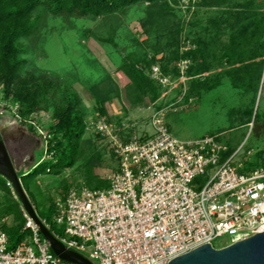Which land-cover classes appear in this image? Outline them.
I'll return each mask as SVG.
<instances>
[{
    "label": "rangeland",
    "instance_id": "rangeland-1",
    "mask_svg": "<svg viewBox=\"0 0 264 264\" xmlns=\"http://www.w3.org/2000/svg\"><path fill=\"white\" fill-rule=\"evenodd\" d=\"M188 1L179 0L175 3L172 0L174 5L181 6L180 10L177 9L178 14L173 11L174 6L170 11L161 2L156 6H133L124 13L99 19L74 20L71 23L52 16L43 7L35 12L37 31L31 38L22 41L30 60V64L22 70L23 75L35 72L74 85L89 116L77 166L58 176L41 175L32 187L40 203V211L51 217L54 230L61 236L66 235L64 226L55 222V214L49 210L52 197L55 199L65 194L70 188L78 186V183L86 185L88 181L94 185L95 179H89L91 177L87 170H92L94 176L109 182L108 176L116 166L111 155L110 140L97 131V124L104 118H101L103 114L120 120L122 125L115 130L122 139H126L132 134L152 132L151 118L156 108H160L158 110L166 113L173 135L182 140L216 135L222 144L235 153L233 163L241 170L250 169L264 158V100L259 101L260 95L264 96V79H261L258 96L255 87L247 85L248 79L245 85V79L241 80L235 74L223 75L222 84L211 88L210 83L214 77L224 70L221 64L214 65V56H204L198 59V65H205L207 70L197 77L205 81L209 89L204 88L197 93L196 89L190 88L192 78L188 75V67L195 59L188 57L178 61L171 57L169 68L177 66L180 72L169 75L164 71L169 52L162 48L164 44L175 45L178 38L180 51L195 48L193 40L200 34L205 36L213 52L220 53L219 49L232 35L227 26L228 11L233 6H247L246 3H249L247 7L251 11L264 12V0H222L223 4L192 7L190 12H185ZM159 10L168 11L166 15L169 23L166 17L158 14ZM115 26H120L119 32L114 35L117 47L101 41V38L111 35ZM179 26L181 33L177 35L176 28ZM163 31L165 34L161 36ZM145 50L150 54L149 59L154 60L150 67L145 66L148 59ZM127 54L139 60L138 66L148 70L152 78L157 80L159 85L155 91L142 93L132 84L121 69ZM154 68H158L160 74L154 75ZM158 76L163 77V82L158 80ZM91 87L100 95L101 104H97L90 91ZM4 95L0 83V131L16 168L23 172L41 158H49L46 139L53 119L50 112L42 110L32 116L34 124L22 122L15 115L20 108L19 103L5 99ZM259 102L261 117H257L256 124L253 127L240 126L238 118H245L244 114L253 106L257 107ZM101 109L104 110L102 114ZM209 177H199L193 187L201 189ZM66 187L69 189L65 190ZM17 199L20 202L18 196ZM0 201V220L6 218V225L16 226L19 221L14 214L3 213L6 201L1 192ZM22 211L25 217V209L22 208ZM27 238L32 240L31 232ZM230 242L231 238L224 236L214 240L213 244L220 248Z\"/></svg>",
    "mask_w": 264,
    "mask_h": 264
},
{
    "label": "built area",
    "instance_id": "built-area-1",
    "mask_svg": "<svg viewBox=\"0 0 264 264\" xmlns=\"http://www.w3.org/2000/svg\"><path fill=\"white\" fill-rule=\"evenodd\" d=\"M151 126L152 132L122 139L117 125L99 121L117 168L107 188L83 184L55 198V222L66 235L40 218L55 237L93 264H169L199 246H214L217 238L229 236L231 244L264 231V165L241 171L235 153L227 155L214 135L179 139L163 110L155 111ZM201 176L210 177L197 190L193 184ZM25 217L32 240L13 248L6 218L0 220V264H75L57 256L27 211Z\"/></svg>",
    "mask_w": 264,
    "mask_h": 264
},
{
    "label": "trees",
    "instance_id": "trees-1",
    "mask_svg": "<svg viewBox=\"0 0 264 264\" xmlns=\"http://www.w3.org/2000/svg\"><path fill=\"white\" fill-rule=\"evenodd\" d=\"M173 1L175 3L179 2V0ZM161 2L168 6L170 11L174 6L173 11L176 14H178L177 9H181V6L174 5L172 0H0V83L4 88L5 99L19 103L18 115L27 124H31L32 116L42 110L50 112L53 119L47 138L46 152L49 154V158L40 159L38 163H35L29 169L19 172L23 187L35 206L38 216L50 223L52 230L54 228L50 222L51 217L40 211V203L32 187L41 175L58 176L67 169L77 166L81 152V141H83L87 130L89 116L82 106L81 96L74 85L35 72L23 75L22 70L30 64V60L27 57L28 50L22 41L31 38L37 31L38 19H35V12L43 7L52 16L71 23L74 20L99 19L124 13L127 8L133 6L136 8L142 5L156 6ZM188 2L185 12H190L192 7L200 8L223 4L222 0H198L195 3L193 0H189ZM246 5L249 6L250 4L246 3ZM247 6H233L226 14L228 16L227 26L232 31V35L226 44L220 46V53L213 52L211 46L206 43L205 36L203 37L200 34L193 40L196 47L192 49L180 51L179 38L175 45H163L162 48L167 49L166 51L169 52L167 62H171V57L178 61L188 59V57L195 59V62L188 67V75L192 78L189 86L196 89L197 93L204 88L209 89L206 87L208 84L205 81H200L197 75L207 70L205 65L201 67L198 65V59L210 55L214 56V65L216 63L221 64L224 70L214 77L212 83H210L211 88H217L222 84L223 75L235 74L241 80L245 79V85L246 79H248L247 85L255 87L256 95L259 92L261 79H264V12L251 11L252 9ZM166 13L168 11L162 12V10H159L158 12L159 15L166 17L165 19L168 22ZM176 29L177 35H180V26ZM119 30L120 26H115L112 28L111 35L101 38V41L117 47L118 44L114 35ZM164 34L165 31L161 32L160 35L164 36ZM144 53L148 56L145 66L150 67L154 60L149 59L150 54L146 50ZM155 53L156 51L152 54L155 55ZM138 62L139 60L127 54L122 61L121 69L142 93L155 91L159 83L152 78L148 70L139 67ZM169 62L166 63L165 61L164 71L169 75H177L180 72L179 68L177 66L169 68ZM90 91L95 96L97 104H101L102 99L95 88L91 87ZM261 100H264L263 95L259 97V101ZM260 106L261 102L257 107L253 106L245 113V118H238V121L240 120L239 125L249 126L252 122L255 125L258 120L257 117L259 115L261 117ZM158 109L160 108H156V110ZM100 111L101 114L104 113L103 109ZM105 116L103 114L101 118L104 117L108 123L117 126L122 125L119 122L120 120ZM169 128H171L170 125ZM1 140H3V135L0 131ZM227 153L229 155L233 154L231 150ZM111 155L115 163V155L113 153ZM263 165L264 158L250 169L241 171L249 172ZM116 168L117 161L114 169ZM87 172L91 177L89 178L91 181L92 178L95 179L94 185L88 181L85 182L87 186L91 188H107L109 186L108 181L94 176L92 170H87ZM68 189L65 188V190ZM13 191L15 190L8 179L0 175V192L3 193L6 201L5 207L2 209L3 213L14 214L19 221L16 226H8L5 222L3 223V229L9 236L11 248L16 247L30 234V230L25 228L26 220L22 211L23 207L17 199L18 194L16 192L13 194ZM54 201L55 199L52 197L49 209L52 214L55 213Z\"/></svg>",
    "mask_w": 264,
    "mask_h": 264
},
{
    "label": "water",
    "instance_id": "water-1",
    "mask_svg": "<svg viewBox=\"0 0 264 264\" xmlns=\"http://www.w3.org/2000/svg\"><path fill=\"white\" fill-rule=\"evenodd\" d=\"M0 175L8 179L18 194L22 207L39 225L52 251L61 259L75 264H93L81 253L69 249L45 226L29 199L5 140L0 141ZM169 264H264V231L244 240L216 248L207 243L172 259Z\"/></svg>",
    "mask_w": 264,
    "mask_h": 264
},
{
    "label": "crops",
    "instance_id": "crops-1",
    "mask_svg": "<svg viewBox=\"0 0 264 264\" xmlns=\"http://www.w3.org/2000/svg\"><path fill=\"white\" fill-rule=\"evenodd\" d=\"M6 119H7V118H6ZM7 121H8V120H7ZM8 122L11 123V124H13L12 121H8ZM41 159H43V158H41Z\"/></svg>",
    "mask_w": 264,
    "mask_h": 264
},
{
    "label": "flooded vegetation",
    "instance_id": "flooded-vegetation-1",
    "mask_svg": "<svg viewBox=\"0 0 264 264\" xmlns=\"http://www.w3.org/2000/svg\"><path fill=\"white\" fill-rule=\"evenodd\" d=\"M8 148V147H7Z\"/></svg>",
    "mask_w": 264,
    "mask_h": 264
}]
</instances>
